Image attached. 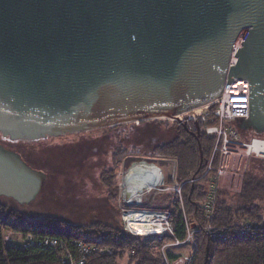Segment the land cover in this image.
<instances>
[{
  "label": "water",
  "instance_id": "obj_1",
  "mask_svg": "<svg viewBox=\"0 0 264 264\" xmlns=\"http://www.w3.org/2000/svg\"><path fill=\"white\" fill-rule=\"evenodd\" d=\"M225 77L248 84L249 115L234 125L264 133V0H0L3 137L162 114L180 122L175 114L214 100ZM45 179L0 143V197L27 205Z\"/></svg>",
  "mask_w": 264,
  "mask_h": 264
},
{
  "label": "trees",
  "instance_id": "obj_2",
  "mask_svg": "<svg viewBox=\"0 0 264 264\" xmlns=\"http://www.w3.org/2000/svg\"><path fill=\"white\" fill-rule=\"evenodd\" d=\"M177 123L176 135L157 146L155 155L146 159L175 161V181L181 184L180 196L173 191H164L160 193L159 202L145 203L144 207L168 211L176 238H184L186 221L193 226L192 264H264V235H239L233 231L245 222L264 224V205H260L264 202V169L262 176L249 171L243 173L235 200H227L225 192L216 189L212 214L206 218L203 204L210 177L202 174L213 139L206 136L205 124L199 118ZM256 135L264 138V133ZM243 139L246 140V137ZM141 159V156L128 157L121 170ZM191 179L196 180L190 182ZM100 182L116 204L119 192L117 173L102 174ZM207 223L227 230V239L210 240L203 229ZM11 230L33 235H62L68 241L70 238H82L113 247L112 255H92L85 264H121L123 256L129 252L132 253L131 264H163L160 249L173 238L170 235L132 236L121 228L101 222L80 226L67 224L52 216L29 218L19 209L0 203V264H61L58 258L62 250L5 244L2 236ZM176 248L166 249L169 258L179 255Z\"/></svg>",
  "mask_w": 264,
  "mask_h": 264
},
{
  "label": "rangeland",
  "instance_id": "obj_3",
  "mask_svg": "<svg viewBox=\"0 0 264 264\" xmlns=\"http://www.w3.org/2000/svg\"><path fill=\"white\" fill-rule=\"evenodd\" d=\"M203 110L204 107L192 108L181 112L180 118L182 121L196 119L197 113ZM142 121L47 135L36 140H12L0 134V143L20 153L28 165L46 172L43 188L33 201L21 206L10 198L0 197V203L19 209L29 218L52 216L71 225L101 222L121 228L120 202L117 199L116 204L112 201L100 177L104 173L116 172L119 188L120 184L123 185L121 166L124 161L132 155L143 159L154 156L155 148L171 140L179 127L173 119ZM227 126L234 128L235 125ZM240 133L247 141L251 137L262 138L251 130H240ZM232 161L233 173L224 175L216 184V189L225 192L227 200H235L244 172L262 176L264 169V157L246 156L245 150L238 151ZM155 163L163 173L165 184L173 185L176 182L174 163L165 159ZM208 189L209 184L206 193ZM162 190L144 191L146 194L141 201L159 202ZM260 205L263 206L264 202ZM22 239L21 234L15 237L17 241ZM193 250V243L176 248L181 255L191 254Z\"/></svg>",
  "mask_w": 264,
  "mask_h": 264
},
{
  "label": "built area",
  "instance_id": "obj_4",
  "mask_svg": "<svg viewBox=\"0 0 264 264\" xmlns=\"http://www.w3.org/2000/svg\"><path fill=\"white\" fill-rule=\"evenodd\" d=\"M245 32L246 30H242L232 45L228 67L234 65L237 60L235 53L241 46V41L243 40ZM202 107H204V110L197 113L196 118H199L205 124L204 133L206 136L213 139L211 153L205 162V170L202 174V176L207 174L210 177L208 183L209 189L203 204L205 216L209 218L213 211L216 184L224 175L233 173V158L237 155L238 151L241 150H245L246 156L264 157V144H262L264 143V138L257 139L251 137L250 140L247 141L243 139V135L240 133L238 127L234 126V128H229L227 126V124H234L231 119H234L235 116L249 115L247 80L233 77L230 82H227V77H225L218 96ZM139 121L142 120H134L136 124H138ZM180 122H182L181 118ZM255 142H260L257 150L250 151L249 146L253 145ZM167 160L174 163L176 171L175 161L171 159ZM140 163L152 165L156 169L152 172H145V177H142L143 179L149 180V178H151L153 180H159V178H161L160 185L150 189L146 193L159 188L160 190L173 191L180 196L181 184L175 182L171 186H166L165 178L158 164L146 158L134 161L128 168L122 170V181L125 177V173L131 167ZM175 176L176 175H174V178ZM195 180L196 179H191L189 181L194 182ZM121 188L122 184L119 185L120 191L118 192L117 198V201L120 202L118 205L121 215V229L132 236L156 235L161 237L162 235H170L173 237L172 240L164 244L160 249L163 264H192V254H179L176 258L171 259L167 255L166 249L168 247H181L190 243L194 244L195 229L193 226L186 221L184 238H176L174 236V226L170 220V213L168 211L145 208V202L143 203L141 200L146 193L142 195L139 201H126V192ZM163 190L161 192H164ZM129 214L131 215V219L133 217L134 224L127 221V216ZM132 226L144 227L149 230L138 232L136 230L134 231ZM203 229L210 240L227 239L228 232L225 229L216 228L210 223H207ZM233 231L239 235H264V224L245 222L241 226L236 227ZM19 234H21L23 238L21 241L15 240V237ZM2 240L7 245L20 248L39 246L57 251L62 250L58 258L61 264H85L86 260L92 255H112L114 253L113 247L82 238H70L68 241V239L62 235H33L32 233H22L11 230L3 234ZM131 254L130 252L126 253L123 256L121 264H131Z\"/></svg>",
  "mask_w": 264,
  "mask_h": 264
},
{
  "label": "bare ground",
  "instance_id": "obj_5",
  "mask_svg": "<svg viewBox=\"0 0 264 264\" xmlns=\"http://www.w3.org/2000/svg\"><path fill=\"white\" fill-rule=\"evenodd\" d=\"M201 107L202 106H200L199 108ZM175 116L180 119V113H176ZM153 119H171V118L165 114H162V115H158L155 117H151L146 120H153ZM259 144L260 142H255L253 145L249 146V150L256 151ZM154 170H156L154 166L140 163L138 165H134L125 173L122 188L126 192V195H127L126 201H129V202L135 201V200L139 201L142 195L144 194V191L148 192L150 189L160 185L159 183H161V178H159V180L158 179L153 180L151 178H149V180L148 179L146 180L142 178V177H145L144 176L145 172H152ZM133 220H134L133 217L131 219V215L129 214L127 216V221L129 223L134 224ZM132 227L134 231L136 230L138 232H144V231L149 230L148 228L145 229L144 227H136V226H132Z\"/></svg>",
  "mask_w": 264,
  "mask_h": 264
},
{
  "label": "crops",
  "instance_id": "obj_6",
  "mask_svg": "<svg viewBox=\"0 0 264 264\" xmlns=\"http://www.w3.org/2000/svg\"><path fill=\"white\" fill-rule=\"evenodd\" d=\"M220 179H221V178H220ZM221 180H222V179H221ZM221 180H220V181H221Z\"/></svg>",
  "mask_w": 264,
  "mask_h": 264
}]
</instances>
